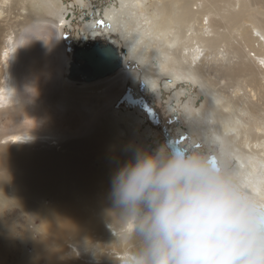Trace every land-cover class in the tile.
I'll return each mask as SVG.
<instances>
[{
    "label": "bare ground",
    "instance_id": "bare-ground-1",
    "mask_svg": "<svg viewBox=\"0 0 264 264\" xmlns=\"http://www.w3.org/2000/svg\"><path fill=\"white\" fill-rule=\"evenodd\" d=\"M130 1L115 0L113 6L107 4L109 11L102 10L111 30L105 28L110 23L100 21L104 26L100 28V19L90 20L87 37L74 43L102 37L126 50L117 73L85 82L70 78L74 44L70 58L65 22L59 27L37 11L28 14L27 0H0V264H37L40 259L48 264H119L128 255L131 242L122 245L111 228L109 193L112 176L126 162L123 154L128 149L118 136L123 126L114 109L128 86L129 61L144 67V81L152 85L161 81L165 70L175 77L166 89L173 86L185 95V84L196 83L204 96L201 101L191 99L188 117L195 129L232 153L233 165L250 182L264 181V135L249 139L254 132L250 123L233 113L235 102H221L222 94L206 72V65L216 64L221 55L228 64L219 76L244 80L245 92L248 87L264 90V0H133L139 7L135 20L140 31L148 40L150 34L164 38L162 70L151 67L153 44L128 27ZM111 31L121 35L123 45L116 44ZM137 40L144 43L137 46ZM233 59L237 61L231 63ZM258 109L251 106L239 112L257 117ZM32 147L44 150L38 161L27 153ZM89 152L105 165L91 167ZM5 212L16 214L5 220ZM32 224L37 225L38 239L31 233ZM31 239L35 251L44 252L36 260L25 254V243ZM88 239L101 245L104 253L90 251Z\"/></svg>",
    "mask_w": 264,
    "mask_h": 264
},
{
    "label": "clouds",
    "instance_id": "clouds-1",
    "mask_svg": "<svg viewBox=\"0 0 264 264\" xmlns=\"http://www.w3.org/2000/svg\"><path fill=\"white\" fill-rule=\"evenodd\" d=\"M185 123L184 143L134 145L112 176L111 228L131 242L119 264H264V181L250 182L217 139Z\"/></svg>",
    "mask_w": 264,
    "mask_h": 264
},
{
    "label": "rangeland",
    "instance_id": "rangeland-1",
    "mask_svg": "<svg viewBox=\"0 0 264 264\" xmlns=\"http://www.w3.org/2000/svg\"><path fill=\"white\" fill-rule=\"evenodd\" d=\"M111 2L113 6L115 0H27L29 6L28 14L29 12L37 11L42 18L52 19L56 24L59 25V27L62 26L63 22H65V24L63 25L64 41H65V45L68 47L67 51L70 58H71L70 47L72 46V44L77 42L79 38L82 36L87 37V34L90 32V30L86 27L87 22H89L90 20L96 21L100 19L97 21L98 26L100 24L99 23L100 21L111 24V22L104 20L105 13L102 11V10L109 11L106 6ZM35 4L38 5L36 6V9H34ZM130 5L132 6L131 7L132 11L129 15L130 18L129 21H131V25L128 24V27L131 28L137 35L144 38L145 41H147L148 38L146 34L140 31L139 24L137 20H135L136 13L139 12L138 9L139 7H136V4L133 0L130 1ZM37 7L39 8V10ZM238 7H236V9L240 8ZM196 8L197 7H195V9ZM252 8H255V10L257 8L258 10L257 6H252ZM112 11L113 9L108 13H111ZM20 13L22 14V17H24V13H22L20 9L17 11L15 9V14L18 15ZM142 23L145 22L141 20V24ZM99 27L102 28L104 26H99ZM105 28L111 30L113 27L111 24L110 28L106 26ZM150 33H152V31ZM112 35L118 46L123 45L122 37L117 31L115 33L113 32ZM150 35L153 40L150 41L151 39L150 38L148 40V43L153 44V50L151 52V56L153 57H151L149 60L155 64L152 65L151 67H156V68L160 67V70H162L163 69L162 62L164 61L163 60L164 52L162 51L165 50L164 46H166V45L163 46V44L165 43L164 38L162 39L155 38L153 34ZM144 40L139 42L137 40V42L134 44L135 45L137 44L138 46V44L144 43ZM171 48L176 49L177 45L172 46ZM222 51H225V49H222ZM253 55L254 54H252V56ZM218 56L219 57H217L218 61H216V64L214 62H210L208 66L206 65V72H208L209 79L211 83H213V85L216 84L214 86H216L217 89L216 88L215 89L222 94L221 96L222 103L230 102L233 104L235 102L234 105L235 104L236 105L234 107H237V109L235 108V110H233V113H237L241 115L242 119L243 117L245 118L243 120L246 123H250L248 125H250L253 128L254 132L252 133L254 134L250 133L249 139L256 140L258 139V136L264 135V132H261L262 128L264 127V99H263L264 90L261 89V90L252 91V89L248 87V92H245L242 86L246 84L244 80L240 79L241 82L240 80L239 81L233 80L232 82V80L230 81L229 78H225V77L222 78L221 76H219L220 74L219 72L221 71L222 66L228 63L222 62L223 60L226 61V58H223V60H221L222 58L221 55ZM236 61H237L236 59H233L231 63H235ZM125 65H127L126 69L128 70V73H131V75L129 78V82L125 94L115 105L116 107L114 109V112L118 124L120 126H123L121 130L117 131L118 136H120V138L123 140L125 139V141L128 144V149L129 146L132 147L134 145L142 144L145 146L155 147L158 143H162V140L160 138V133L162 127L165 125L169 127V130H171V133L175 137L181 138L182 136H186V139L183 140V143L186 140H188L189 139L188 137H190L191 130L189 126L185 123L186 120L185 117L186 116L188 117L189 114L192 115L191 111L193 110V106L191 99H194L192 97H197L198 101H201L202 96H204L198 88L197 89L195 88L197 86L196 83L191 82L185 84V88H186L185 95H189V97L187 98L185 95H183L184 94L182 93L183 91L181 92L179 89L175 90L173 86H170L167 89L165 88V86L171 85L175 79V77L171 72L165 70V72L161 75L159 74V71L155 72L161 76V81L160 82L156 81V84L152 85L148 83L149 81H144L143 78L144 67H142L137 61L135 62L129 61V63L128 64L126 63ZM187 77L189 76L187 75ZM215 80L216 82L214 83ZM249 89H251L250 90L251 92L249 91ZM260 93L261 95H259ZM239 102L241 103V105ZM255 102L257 103V105ZM250 105L257 107V109L259 108L257 111V117L256 116L254 117L251 113H247V114L245 113V115L244 113L240 114L242 113L239 112L241 108H245L242 109L243 111H245L251 108ZM247 106L249 107L247 108ZM238 108L240 110H238ZM260 108L262 109L261 112H260ZM128 117L132 118L133 123L129 124L127 122ZM252 135H256V139L252 138ZM240 139L241 138H239L238 141ZM253 145L251 143L250 147H252ZM57 149H58L57 151H59V147ZM128 149H125L123 154V160L126 161L131 156V152ZM42 151H44L42 150V148L32 147L31 149H28L27 153L30 156H33L35 161H38L39 153ZM97 157L98 156L93 152H89L87 154L88 164L93 168L99 169L102 165L105 164L98 162ZM113 164L114 163L110 162V164L108 165L112 166ZM5 214L6 215L4 216V218L5 220H7L12 218V216H14L16 212L15 213L5 212ZM36 227L37 225L32 224L30 225V230L31 233L34 234V237L38 239L41 236L40 233L35 232ZM24 249H25V254L34 255L35 257L34 260L38 259V257L44 253L41 250V248L35 251L32 239L25 243ZM17 254H19L18 251ZM37 264H48V263L46 260L44 261L43 259L42 260L40 259Z\"/></svg>",
    "mask_w": 264,
    "mask_h": 264
},
{
    "label": "water",
    "instance_id": "water-1",
    "mask_svg": "<svg viewBox=\"0 0 264 264\" xmlns=\"http://www.w3.org/2000/svg\"><path fill=\"white\" fill-rule=\"evenodd\" d=\"M122 53L126 54V50L118 49L115 44L102 37L74 44L70 78L76 81L92 82L110 77L122 68ZM160 138L162 143L167 141L173 145H179L183 143L186 136L175 137L165 125L161 129Z\"/></svg>",
    "mask_w": 264,
    "mask_h": 264
}]
</instances>
